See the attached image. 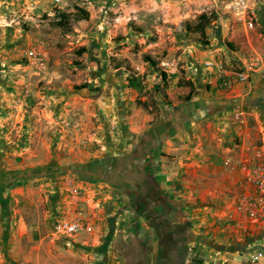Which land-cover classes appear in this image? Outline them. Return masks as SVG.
<instances>
[{"label": "rangeland", "instance_id": "rangeland-1", "mask_svg": "<svg viewBox=\"0 0 264 264\" xmlns=\"http://www.w3.org/2000/svg\"><path fill=\"white\" fill-rule=\"evenodd\" d=\"M234 2L0 0V264L155 263L139 191L166 177L152 134L212 89L204 61L264 77V25L246 28ZM203 14L216 19L197 30ZM65 185L73 218L52 199ZM64 218L83 229L56 235Z\"/></svg>", "mask_w": 264, "mask_h": 264}, {"label": "crops", "instance_id": "crops-1", "mask_svg": "<svg viewBox=\"0 0 264 264\" xmlns=\"http://www.w3.org/2000/svg\"><path fill=\"white\" fill-rule=\"evenodd\" d=\"M245 67V81H239L235 71H226L228 86L222 85V73L214 69L209 81L212 89L202 91L196 102L182 107L171 122L152 134V143L158 148L156 162L166 175L151 192L149 188L139 190L142 214L155 223V236L159 237L153 264H247L241 254L264 245V229L234 210L240 195L254 191L246 184L239 163L254 149L264 150V77H257L253 67ZM238 96L243 97L240 106L235 101ZM149 145V139L142 143V173L150 156ZM165 152L174 156L171 167L165 165ZM182 172L187 177L176 182V175ZM81 186L86 196L95 195L89 193L94 186ZM67 188L63 186L56 194L59 198L52 199L66 202L54 205L63 216L71 217L75 196Z\"/></svg>", "mask_w": 264, "mask_h": 264}, {"label": "built area", "instance_id": "built-area-1", "mask_svg": "<svg viewBox=\"0 0 264 264\" xmlns=\"http://www.w3.org/2000/svg\"><path fill=\"white\" fill-rule=\"evenodd\" d=\"M233 6L238 20L243 22L246 28L254 29L255 23L264 25V0H235ZM204 66L206 69L220 70L222 85L228 86L230 84L229 75L226 74V70H222L216 59L204 61ZM235 73L239 81L248 79L247 72L243 68L235 71ZM238 103V106H240L243 101ZM243 111L242 109L241 114H244ZM239 167L245 174L246 184L254 191L240 195L234 210L253 220L259 229H264V150L259 147L254 149L252 155L246 156L240 161ZM82 229L83 225L78 219H61L57 220L54 225L55 233L65 237H72ZM246 254L247 259H245V262L247 264H264V245L256 246Z\"/></svg>", "mask_w": 264, "mask_h": 264}, {"label": "trees", "instance_id": "trees-1", "mask_svg": "<svg viewBox=\"0 0 264 264\" xmlns=\"http://www.w3.org/2000/svg\"><path fill=\"white\" fill-rule=\"evenodd\" d=\"M83 12H84V16L82 18H87L89 16V12L86 11V10H83ZM215 19H216V16L215 15H213V16L212 15H206V14L201 15L199 17V22H198V24L196 26V29L197 30H203V29H205V27L207 25H209ZM58 24L59 25H63L65 23H63V22L60 21ZM164 75L166 76L165 73H164ZM136 81L137 80L135 78H130V86H139Z\"/></svg>", "mask_w": 264, "mask_h": 264}]
</instances>
